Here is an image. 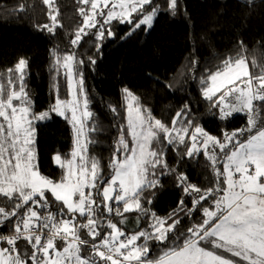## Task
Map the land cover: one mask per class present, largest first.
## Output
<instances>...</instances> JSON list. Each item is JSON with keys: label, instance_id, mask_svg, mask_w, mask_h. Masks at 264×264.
Listing matches in <instances>:
<instances>
[{"label": "snow or ice", "instance_id": "obj_1", "mask_svg": "<svg viewBox=\"0 0 264 264\" xmlns=\"http://www.w3.org/2000/svg\"><path fill=\"white\" fill-rule=\"evenodd\" d=\"M43 3L50 23L38 27L55 35L59 10L55 0ZM79 3L82 24L70 44L80 47L90 36L97 53L115 37L113 22L129 25L130 37L151 29L160 15L181 11L180 0ZM95 64L91 56L77 59L75 51L56 54L53 70L63 69L68 98L55 86V103L39 113L26 90L25 58L7 70V85L0 83V264H264V72L253 74L244 58H229L200 79V96L216 119L245 115L243 127L219 136L202 126L190 100L166 122L125 88L127 125H118L112 158L102 166L88 155L95 143L89 134L98 128L83 69ZM110 111L118 115L115 106ZM52 113L68 120L75 134L70 157L54 156L63 169L59 179L42 174L34 149V122ZM200 155L209 162L211 186L192 183L180 170ZM165 175L175 177L183 195L160 217L149 205ZM129 213H136L132 232L126 230ZM155 247L162 252L154 258Z\"/></svg>", "mask_w": 264, "mask_h": 264}, {"label": "trees", "instance_id": "obj_2", "mask_svg": "<svg viewBox=\"0 0 264 264\" xmlns=\"http://www.w3.org/2000/svg\"><path fill=\"white\" fill-rule=\"evenodd\" d=\"M55 5L61 27L52 35L38 27L50 23L43 0H0V83L5 84L7 70L25 58L26 90L39 113L55 103V86H59V95L62 93L64 78L60 71L57 74L53 70L56 54L75 51L77 59H96L94 66L83 71L98 128L89 134L95 143L89 144L88 155L100 160L102 166L112 158L118 125H127L125 88L137 96L142 108L166 122L190 100L202 126L213 135L245 125L244 114L226 122L216 119L200 96L199 81L229 58H244L253 74L264 72V0H180V14L160 15L151 29L137 30L130 37L126 36L129 25L113 22L115 37L106 38L99 53L97 42L90 36L84 37L80 47L70 44L82 24L78 8L84 5L79 0H55ZM110 106L118 109V115L110 111ZM92 124L90 121L89 126ZM73 146L74 134L67 120L52 115L37 124V163L42 174L59 179L63 169L55 163L54 156L70 157ZM167 159L174 163L175 154L168 152ZM208 163L200 155L181 165L180 170L188 174L192 183L211 186L214 177ZM105 171L110 169L105 167ZM161 184L162 189L149 207L164 217L176 208L183 193L172 175L163 176ZM125 215L126 230L135 231L136 213ZM161 252L162 247H155L151 255L155 258Z\"/></svg>", "mask_w": 264, "mask_h": 264}, {"label": "rangeland", "instance_id": "obj_3", "mask_svg": "<svg viewBox=\"0 0 264 264\" xmlns=\"http://www.w3.org/2000/svg\"><path fill=\"white\" fill-rule=\"evenodd\" d=\"M105 11H107L106 9H105ZM60 72H61V75L63 76V78H64V75H63V69L61 68L60 69ZM13 75H15L14 73H13ZM5 85H7V80H6V82H5ZM61 94H60V98H62V99H67L68 98V96H67V84H66V80H65V78H64V83H63V88L61 89ZM126 104H127V101L125 100V112H126ZM241 114H243V113H241ZM52 115H56L55 113H52L51 114V117H52ZM236 115H238V114H236ZM58 116V115H57ZM59 117H61V116H59ZM62 119H65L64 117H61ZM66 120V119H65ZM46 121V120H45ZM68 121V120H67ZM91 121V120H90ZM89 121V122H90ZM40 122H43V121H36V122H34L35 123V141H34V149H35V153H36V161H37V152H36V127H37V124L38 123H40ZM69 122V121H68ZM69 124L71 125V127H72V130H73V126H72V124L69 122ZM73 134H74V130H73ZM75 135V134H74ZM127 139H128V141H129V143H131V137L130 136H127ZM88 151H89V148H88ZM235 259H238V258H235Z\"/></svg>", "mask_w": 264, "mask_h": 264}]
</instances>
